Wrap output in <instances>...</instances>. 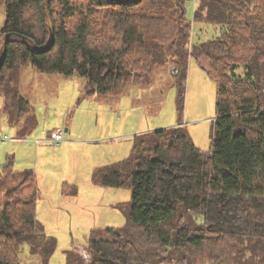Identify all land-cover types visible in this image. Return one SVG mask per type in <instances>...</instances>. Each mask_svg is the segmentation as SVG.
Wrapping results in <instances>:
<instances>
[{"label": "trees", "instance_id": "16d2710c", "mask_svg": "<svg viewBox=\"0 0 264 264\" xmlns=\"http://www.w3.org/2000/svg\"><path fill=\"white\" fill-rule=\"evenodd\" d=\"M185 0H6L0 92L13 117L27 108L20 69L86 78L87 93L121 95L156 63L186 73L193 57L216 86L208 150L183 125L133 136L128 157L92 172L129 188L121 227L91 235L67 264H264V0H198L194 22L221 27L193 41ZM180 97V92L178 93ZM32 170L0 167V264L27 244L47 264L56 240L37 229ZM206 252V253H204Z\"/></svg>", "mask_w": 264, "mask_h": 264}, {"label": "rangeland", "instance_id": "374dc122", "mask_svg": "<svg viewBox=\"0 0 264 264\" xmlns=\"http://www.w3.org/2000/svg\"><path fill=\"white\" fill-rule=\"evenodd\" d=\"M5 2L0 0V27ZM185 9L193 41L220 33L218 25L194 22L191 4ZM167 59L166 64L156 63L140 86L117 96L87 93L86 78L43 73L26 64L17 83L27 109L17 120L9 115L15 107L3 112L0 92V167L9 154L14 169L32 170L22 194H35L37 229L56 240L47 264H67L68 255L85 249L92 234L125 223L130 189L97 185L91 175L128 157L135 134L180 123L197 148H210L218 116L215 83L193 57L180 77L174 73L175 58ZM54 128L63 130L56 146L47 139ZM19 248L22 264H41L27 244Z\"/></svg>", "mask_w": 264, "mask_h": 264}, {"label": "built area", "instance_id": "2783aa9c", "mask_svg": "<svg viewBox=\"0 0 264 264\" xmlns=\"http://www.w3.org/2000/svg\"><path fill=\"white\" fill-rule=\"evenodd\" d=\"M186 3L191 4L193 9L196 8V4L198 2V0H185ZM194 12V10H193ZM47 139L52 143V144H58L59 142H61L63 140V130L61 128H55L53 130H51L48 135H47Z\"/></svg>", "mask_w": 264, "mask_h": 264}, {"label": "crops", "instance_id": "0c3cea01", "mask_svg": "<svg viewBox=\"0 0 264 264\" xmlns=\"http://www.w3.org/2000/svg\"><path fill=\"white\" fill-rule=\"evenodd\" d=\"M23 97H24V96H23ZM4 103H5V100H3L2 110H3L4 113H6V112H8V111L5 110V108H4ZM26 109H27V108H26ZM25 111H26V110H25ZM25 111H24V112H21V114L19 115V117H16V116H15V117L13 118V120H15V119H16V120L19 119L22 115L25 114ZM7 115H8V114H7ZM8 117L10 118L9 115H8ZM65 124H66V122H65L63 125H65ZM54 129H55V128H54ZM52 130H53V129H52ZM64 130L66 131L67 128L65 127ZM50 131H51V130H50ZM50 131H48L47 133H49ZM48 141H49V140H48ZM49 142H50V141H49ZM50 143H51V142H50ZM53 145H54V144H53ZM54 146H56V144H55ZM7 156H9V154H6V155H5V160H6ZM9 157H11V156H9ZM12 159H14V158L12 157ZM122 159H123V158H122ZM5 160H4L3 164L5 163ZM120 160H121V159H120ZM3 164H2V165H3ZM2 165H1V166H2ZM25 169H30V168H25ZM30 170H31V169H30ZM91 176H92V175H91Z\"/></svg>", "mask_w": 264, "mask_h": 264}, {"label": "water", "instance_id": "95a60500", "mask_svg": "<svg viewBox=\"0 0 264 264\" xmlns=\"http://www.w3.org/2000/svg\"><path fill=\"white\" fill-rule=\"evenodd\" d=\"M174 70H176V69H174Z\"/></svg>", "mask_w": 264, "mask_h": 264}]
</instances>
